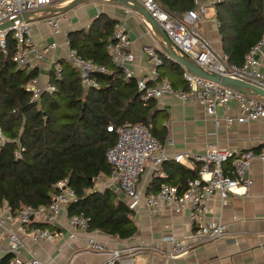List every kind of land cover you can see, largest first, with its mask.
<instances>
[{
  "label": "built area",
  "instance_id": "obj_1",
  "mask_svg": "<svg viewBox=\"0 0 264 264\" xmlns=\"http://www.w3.org/2000/svg\"><path fill=\"white\" fill-rule=\"evenodd\" d=\"M140 5L148 15L161 27L166 37L175 47L176 53L207 72L217 73L248 83L264 90V33L259 40L243 55L239 65L230 63L221 50L218 51L212 41L204 36L198 28L207 16L208 10L219 0H191V8L173 13L166 10L158 0H129ZM51 0H0V24L11 21L12 24L0 30V52L5 50L6 35L10 34L14 41L12 61L16 67L33 68L43 58L45 49H54L58 45L51 40L40 48L31 38L28 18H22L44 10ZM261 11L264 19V0H261ZM61 13L44 16L45 23L50 26L52 35L60 32ZM217 28L218 22L213 21ZM147 30L150 25L145 22ZM63 59L73 68L84 88L96 87L94 74L108 73L101 64L81 57L74 48L69 47L66 33L62 34ZM131 40L122 23L116 22L111 37L105 49L112 64L117 67L124 78L133 77L132 62L134 54L130 50ZM141 52L147 59V71L138 77H133L135 89L142 104L156 100L164 95H172L181 103H190L201 108L203 116L211 121L212 130L206 133L209 138L199 154L176 153L169 158L174 162L191 161L197 164V175L189 179L185 187L178 193L176 186L161 182L155 192L142 195L137 182L144 171L146 161L156 169L168 156L163 152L157 139L148 128L138 122H123L119 125L108 124L106 131L115 134L114 142L104 153L106 162L112 167L113 178L117 189L122 193L126 206L133 210L142 201L150 214L159 211L161 205L170 210L184 212L190 223L191 230L187 238L170 236V248L166 257L174 259L185 254L191 247L221 238L225 234L224 224L207 221L208 202L216 193L221 203L229 195L246 196L251 186L247 171L253 160L264 161V143L260 151L220 148L217 143V131L227 129L233 124H246L258 119H264V100L258 96L249 95L234 90L218 82L202 78L182 67L181 77L186 84L185 89H173L169 81L159 76L158 66L162 59H170L166 52L155 44L143 45ZM171 60V59H170ZM52 72L58 75L59 66L53 64ZM30 91V100L38 98L40 92H50L53 86L47 82L40 87L35 79L26 85ZM234 103V111L231 106ZM4 137L0 131V144ZM21 148L14 150L18 157ZM77 198L67 178H62L53 184L47 204L20 206L11 210L5 199L0 200V240L6 242L5 253H9L8 264H47L34 251L26 246V241L34 244L54 243L63 240L71 244L76 240L75 232H83L81 247L100 257L97 264H133V258L141 253V245H109L98 238L99 231L87 229V218L81 211L69 213L67 207L76 202ZM43 223L48 226H38ZM52 226L53 228H49ZM62 227L69 229L64 237ZM57 251L61 248L57 247ZM2 251L0 250V256ZM65 264H72L70 261Z\"/></svg>",
  "mask_w": 264,
  "mask_h": 264
},
{
  "label": "trees",
  "instance_id": "obj_2",
  "mask_svg": "<svg viewBox=\"0 0 264 264\" xmlns=\"http://www.w3.org/2000/svg\"><path fill=\"white\" fill-rule=\"evenodd\" d=\"M158 1L173 13L192 6L191 0ZM213 16L218 22L220 50L230 63L239 65L264 33L261 0H219L213 5ZM116 22L98 13L87 28L66 33L69 47L108 70L94 74L96 87L84 88L77 72L58 59V75L48 72L53 90L40 92L35 100H30L26 85L37 76V69L15 66L14 41L6 35L5 50L0 52V131L4 137L0 144V200L5 199L11 210L47 204L53 184L65 177L77 198L67 211H81L89 230L126 239L136 232L132 210L110 188H94L98 178L112 173L104 153L115 134L105 127L142 123L159 142L163 126L157 122L154 102L142 104L134 78H124L106 52ZM160 66L163 71L159 76L165 75L171 88H186L182 68L176 62L162 59ZM17 148H21L20 153L14 157ZM170 165L175 175L171 173L166 181L176 185L179 193L197 175V167L193 170L178 163ZM10 256L2 253L0 264H8Z\"/></svg>",
  "mask_w": 264,
  "mask_h": 264
},
{
  "label": "crops",
  "instance_id": "obj_3",
  "mask_svg": "<svg viewBox=\"0 0 264 264\" xmlns=\"http://www.w3.org/2000/svg\"><path fill=\"white\" fill-rule=\"evenodd\" d=\"M69 1L51 0L47 8L29 15L31 38L39 44L40 48L45 47L51 40H55L58 45L54 49L43 51V58L36 66L37 76L34 78L38 86L42 87L48 81V72L53 70L54 62L63 59V32L87 28L98 13H104L118 23H122L126 30L131 40L130 50L134 54L131 65L133 77L143 75L148 68L147 59L141 52L143 45L155 44L164 50L158 38L147 30L145 21L140 15L110 0H84L62 12L59 22L60 32L52 35L50 26L43 20L44 16L50 14L48 9L51 7L62 6ZM214 19L213 9H209L206 19L198 25V28L212 41L215 49L220 51ZM179 66L182 68L181 65ZM157 70L160 74L163 68L160 66ZM161 76L167 79L165 75ZM152 101L154 110L157 111V122L159 126H163V133L158 135L159 144L168 159L162 161L156 169L152 168L149 161H146L144 171L137 182V188L142 195L156 190L161 182L170 184L166 179L168 175L175 172L170 162L195 170L197 164L190 158L186 161L174 162L169 157L182 152L187 153L189 157L191 154L201 153L205 142L209 140L206 133L212 130L211 121L203 116L201 108L197 105L181 103L168 94ZM231 106L234 107V103H231ZM234 109L235 107L233 111ZM216 139L220 148L249 149L258 152L264 143V119L219 129ZM247 176L251 186L246 196L229 195L226 201L221 203L218 195L214 193L208 202L205 219L223 223L225 234L217 240L193 246L185 254L174 259L166 257L170 248L167 238L170 236L187 238L191 226L184 212L170 210L163 204L157 213L150 214L145 204L140 201L132 210L136 232L126 239L100 232L97 236L109 245L143 246L144 250L134 256L133 264H264V161L253 160ZM101 180L102 187L95 189L108 187L125 202L122 193L117 189L113 172L109 177ZM49 228L53 227L49 226ZM62 229L65 237L69 229L67 227ZM82 234V231L77 230L75 232L77 238L71 244L64 243L63 240L54 243L34 244L29 241L25 243L30 251H34L47 264H65L68 261L72 264H97L100 257L81 247ZM57 247L61 250L57 251ZM5 248L6 242L2 239L0 240L2 253Z\"/></svg>",
  "mask_w": 264,
  "mask_h": 264
},
{
  "label": "water",
  "instance_id": "obj_4",
  "mask_svg": "<svg viewBox=\"0 0 264 264\" xmlns=\"http://www.w3.org/2000/svg\"><path fill=\"white\" fill-rule=\"evenodd\" d=\"M84 0H70L68 3H66L65 5L62 6H58V7H51L50 9H48L50 14H55V13H62L68 9H70L71 7L81 3ZM114 3H116L117 5H120L130 11L135 12L136 14L140 15L144 21L146 23H148L150 25V28L152 30V33L158 38L159 43L161 44V46L163 47L164 51L166 52V54L168 55V57L178 63L179 65H181L182 67H184L185 69H187L188 71L192 72L193 74H196L202 78L214 81V82H218L224 86H227L229 88H232L234 90H238L241 92H244L246 94L249 95H254V96H258L260 98H262L264 100V90L260 89L258 87L252 86L248 83L239 81V80H235L229 77H225V76H220L217 73H210L205 71L204 69H202L201 67H199L198 65H196L194 62L177 55L175 47L173 46V44L169 41V39L166 37L165 33L163 32V30L161 29V27L148 15V13L138 4L133 3L129 0H110ZM30 14L26 13L25 15L22 16V18H26V16H28ZM12 22L11 21H6L0 24V30L11 25ZM137 94V92H136Z\"/></svg>",
  "mask_w": 264,
  "mask_h": 264
},
{
  "label": "rangeland",
  "instance_id": "obj_5",
  "mask_svg": "<svg viewBox=\"0 0 264 264\" xmlns=\"http://www.w3.org/2000/svg\"><path fill=\"white\" fill-rule=\"evenodd\" d=\"M212 32V31H211ZM102 178H98L95 185H94V188H101L102 185H103V182L101 180Z\"/></svg>",
  "mask_w": 264,
  "mask_h": 264
}]
</instances>
